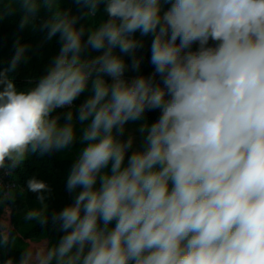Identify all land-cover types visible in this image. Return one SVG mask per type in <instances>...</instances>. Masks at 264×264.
<instances>
[{
  "label": "clouds",
  "instance_id": "9594fccd",
  "mask_svg": "<svg viewBox=\"0 0 264 264\" xmlns=\"http://www.w3.org/2000/svg\"><path fill=\"white\" fill-rule=\"evenodd\" d=\"M72 2L76 16L64 0H0V22L20 13L19 30L60 45L25 89L14 74L27 46L0 59V169L83 145L73 202L52 216L63 235L40 264H264V0ZM137 33L153 70L129 80ZM137 121L133 147L122 137ZM26 185L43 204L48 184Z\"/></svg>",
  "mask_w": 264,
  "mask_h": 264
},
{
  "label": "trees",
  "instance_id": "16d2710c",
  "mask_svg": "<svg viewBox=\"0 0 264 264\" xmlns=\"http://www.w3.org/2000/svg\"><path fill=\"white\" fill-rule=\"evenodd\" d=\"M63 8L69 10L73 16L78 15L82 10L75 5L72 0H64ZM41 17H46V13L42 10ZM103 16L102 10L97 14L95 19ZM21 14L17 13L0 22V59L3 60L4 66L14 54L17 41L19 45L27 46L26 56L27 63H21L17 72L14 74L15 82L18 88L25 89L30 86L29 82H35L44 74L49 65V61L58 53L59 42L58 37H54L52 41L44 39V33L34 30L31 26L24 30L18 29ZM85 28H88L90 21L80 20ZM137 38L143 42V49L136 53L137 56H143V63L140 66L139 73L131 70L126 71L125 76L131 80L137 75H149L152 72V66L149 63V46L150 38H142L136 34ZM126 62L129 58L125 57ZM90 94V90L82 94L75 102L74 106H78ZM65 111V110H61ZM158 116V113H147L146 118L151 121ZM129 122L124 131L122 139H127L130 135ZM83 126L77 125V137ZM83 147L79 143V139L69 148L62 151L69 152L68 156H60L58 152L52 154L40 155L39 153L30 155L20 166L9 171L6 166L0 169V262L12 261V264H21L27 260L29 253L30 259L34 254L31 249H49L54 246L63 233L59 229V223L53 222V214L62 210L65 206L73 202L74 193H70L65 188L67 175L75 161L80 149ZM35 176L39 180L46 182L50 191L44 193L46 199L43 208L37 199L36 193L28 190L26 181ZM12 184L15 185L12 187ZM15 193L12 194V190ZM40 210L47 217V222L41 224L38 220H26L27 210ZM9 212V220L11 228L5 230L3 224L4 217ZM7 232V233H5ZM14 238H23L27 243L41 241L47 239L48 245L36 244L29 247L21 248L15 243ZM6 241V243H5Z\"/></svg>",
  "mask_w": 264,
  "mask_h": 264
},
{
  "label": "rangeland",
  "instance_id": "374dc122",
  "mask_svg": "<svg viewBox=\"0 0 264 264\" xmlns=\"http://www.w3.org/2000/svg\"><path fill=\"white\" fill-rule=\"evenodd\" d=\"M103 20V16L101 17H98V18H93L91 21H90V25L92 24H96L98 25L101 21ZM89 25V26H90ZM139 36V34H138ZM140 121H137V122H131L130 123V135L131 137L134 138V145L133 147H138L140 145V135L139 133L137 132V129L138 127L140 126ZM60 156H68L69 152H66V151H60L58 152ZM15 189L12 190V194L15 193ZM43 206V208H46V204H41ZM30 211L27 210L25 213L27 214V212ZM7 216L4 217V226H5V230H8L9 228H11V223H10V220H9V212L6 214ZM7 233V232H5ZM14 241L15 243L19 244V246L21 248H25L27 247V249L31 246H33L34 244L33 243H36V244H46V246L48 245V241L47 239H42L41 241H35L33 243H27L23 238H14ZM39 247L38 249H31V251L34 253L32 254V259H30V253H29V256L27 258V260L23 263V264H40V259L46 254L47 252V249H43L42 246H37ZM30 250V249H28Z\"/></svg>",
  "mask_w": 264,
  "mask_h": 264
},
{
  "label": "built area",
  "instance_id": "2783aa9c",
  "mask_svg": "<svg viewBox=\"0 0 264 264\" xmlns=\"http://www.w3.org/2000/svg\"><path fill=\"white\" fill-rule=\"evenodd\" d=\"M0 184H1V181H0ZM15 186L12 184V187ZM0 264H6V262H0Z\"/></svg>",
  "mask_w": 264,
  "mask_h": 264
}]
</instances>
